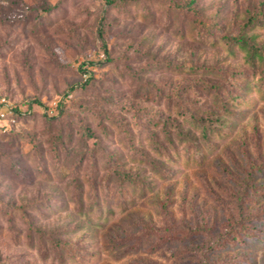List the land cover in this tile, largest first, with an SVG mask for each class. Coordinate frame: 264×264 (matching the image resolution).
Wrapping results in <instances>:
<instances>
[{
  "label": "rangeland",
  "instance_id": "obj_1",
  "mask_svg": "<svg viewBox=\"0 0 264 264\" xmlns=\"http://www.w3.org/2000/svg\"><path fill=\"white\" fill-rule=\"evenodd\" d=\"M190 1L0 0V264H264V76L197 24L235 34L264 0ZM193 66L240 99L171 160L168 98L213 102Z\"/></svg>",
  "mask_w": 264,
  "mask_h": 264
},
{
  "label": "trees",
  "instance_id": "obj_2",
  "mask_svg": "<svg viewBox=\"0 0 264 264\" xmlns=\"http://www.w3.org/2000/svg\"><path fill=\"white\" fill-rule=\"evenodd\" d=\"M112 0H106L110 3ZM194 0L187 3V12H191L193 9ZM244 16H247V20L241 25L239 31L235 34L226 33V27L219 26L216 22L211 25L204 18H198L197 24L199 26L200 38L204 41L206 46L213 48L219 45H225L229 48L236 47L240 53L244 55V63L247 64L255 72H259L260 75L264 76V42H260L257 35H249L252 28L257 26H264V3L260 5L257 10H249L245 8ZM204 17V16H203ZM193 22V21H192ZM222 31V34L219 31ZM218 33V35H217ZM209 37V38H206ZM107 52V50H106ZM208 71V70H207ZM190 72H194V75L201 74L202 79L197 81V87H202V90L207 94L208 97H212V105H200L198 103L188 104L182 103L181 98L177 94L178 101L174 100V96H170L167 100V107L169 110L168 119L164 120L163 134L165 135L166 145H160L159 149L165 151L169 158L176 157L179 155V150L185 147L191 153L193 147L195 150H201L203 145L210 146L213 141L219 139L222 135V128L226 125L228 118H233L236 111V103L239 101V95H234V91L229 90L231 93L224 95L226 92V86L217 85L214 79H211L210 73H204L203 67L193 66ZM191 74V73H190ZM206 74L208 75L207 77ZM212 76V75H211ZM184 100V99H183ZM175 103V104H174ZM240 104V103H239ZM178 111H175V110ZM160 123V121H159ZM159 123H156L157 125ZM9 126H0V129H7ZM11 128H9L10 130ZM8 130V129H7ZM87 134L89 135L87 140L95 139V145H102V139L96 138L91 132L90 127H87ZM158 136H156L157 138ZM158 139V138H157ZM156 141V139H155ZM159 143L158 141L156 142ZM88 145V144H87ZM158 149V154L163 155ZM157 150V149H156ZM149 157L146 156V166H152L155 170L159 168L158 158L150 161ZM133 172H124L123 179L126 183L131 182L138 185L134 180ZM99 197V195H98ZM97 205L93 204L89 208L90 211L96 209Z\"/></svg>",
  "mask_w": 264,
  "mask_h": 264
},
{
  "label": "built area",
  "instance_id": "obj_3",
  "mask_svg": "<svg viewBox=\"0 0 264 264\" xmlns=\"http://www.w3.org/2000/svg\"><path fill=\"white\" fill-rule=\"evenodd\" d=\"M16 121L13 108L9 105L6 100L1 101L0 103V126L12 124Z\"/></svg>",
  "mask_w": 264,
  "mask_h": 264
}]
</instances>
